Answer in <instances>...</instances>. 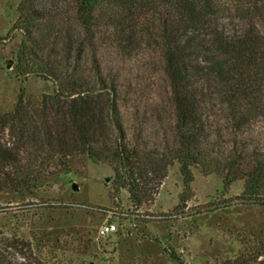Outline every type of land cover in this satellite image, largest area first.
Returning <instances> with one entry per match:
<instances>
[{
    "label": "trees",
    "instance_id": "trees-1",
    "mask_svg": "<svg viewBox=\"0 0 264 264\" xmlns=\"http://www.w3.org/2000/svg\"><path fill=\"white\" fill-rule=\"evenodd\" d=\"M41 1L20 0L19 21L29 27L45 17L71 18L78 33L61 36L62 51L45 60L33 31L18 50L19 71L50 79L54 91L37 104L25 102L21 92L13 111L0 114V187L27 184L29 166L19 152L33 146L47 160L83 154L109 163L116 186L135 207L154 199L175 162L181 206L193 167L220 175L224 188L243 180L242 201L264 205V0H49L48 8ZM143 38L159 51L168 86L161 142H150L148 119L139 110L126 129L124 102L98 56L106 44L121 51Z\"/></svg>",
    "mask_w": 264,
    "mask_h": 264
},
{
    "label": "rangeland",
    "instance_id": "rangeland-1",
    "mask_svg": "<svg viewBox=\"0 0 264 264\" xmlns=\"http://www.w3.org/2000/svg\"><path fill=\"white\" fill-rule=\"evenodd\" d=\"M19 2L0 0V114L13 111L21 92L25 102L37 104L54 91L50 79L22 74L17 67V52L28 43L30 31L42 39L35 49L44 60L62 51L61 36L78 33L71 18L65 22L60 16L26 27L19 21ZM41 4L52 7L49 0ZM68 9L62 6L65 16ZM101 49L102 72L115 81L124 102V126L131 129L139 110L148 119L150 142H161L168 86L156 46L143 38L129 49L118 51L108 44ZM83 59L87 74L88 55ZM8 136L4 133L3 139ZM46 155L33 146L20 149L21 164L29 166L27 184L0 187L2 264H178L171 253L182 264H264V205L242 201L243 180L224 188L220 175L193 167L189 198L181 206L182 178L175 162L154 199L135 207L127 190L116 186L109 163L83 154L52 160ZM104 222L114 223L116 230L98 237Z\"/></svg>",
    "mask_w": 264,
    "mask_h": 264
},
{
    "label": "built area",
    "instance_id": "built-area-1",
    "mask_svg": "<svg viewBox=\"0 0 264 264\" xmlns=\"http://www.w3.org/2000/svg\"><path fill=\"white\" fill-rule=\"evenodd\" d=\"M116 230V225L112 222H104L98 228L97 236L102 237L114 232Z\"/></svg>",
    "mask_w": 264,
    "mask_h": 264
},
{
    "label": "water",
    "instance_id": "water-1",
    "mask_svg": "<svg viewBox=\"0 0 264 264\" xmlns=\"http://www.w3.org/2000/svg\"><path fill=\"white\" fill-rule=\"evenodd\" d=\"M73 188H76V186H75V185H73Z\"/></svg>",
    "mask_w": 264,
    "mask_h": 264
}]
</instances>
